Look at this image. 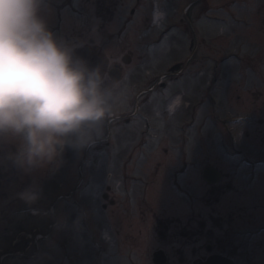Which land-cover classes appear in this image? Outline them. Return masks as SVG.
I'll list each match as a JSON object with an SVG mask.
<instances>
[{
    "label": "rangeland",
    "instance_id": "obj_1",
    "mask_svg": "<svg viewBox=\"0 0 264 264\" xmlns=\"http://www.w3.org/2000/svg\"><path fill=\"white\" fill-rule=\"evenodd\" d=\"M63 1L45 0L42 9L41 14L53 32L78 45L77 48L89 45L90 49L99 50L108 66L120 64L127 54L131 62L122 65L119 81L106 77L118 99L103 138L87 147L86 167L78 166L82 150L66 146L60 163L53 168V183H49L56 192L53 200L46 190L41 192L44 187L40 180L32 188L37 197L34 201L23 198L31 190L23 187V192L14 189L17 193L7 198L0 195V263L153 264L152 253L160 246L136 214H130V221H126L120 209V205L126 207L122 190L112 189L107 173L116 159L125 160L130 148L136 146L137 134L144 124L139 117L150 122L143 136L149 145L145 151L152 166L149 178L152 186L170 197L168 205L164 202L166 208L174 207L176 201L183 208L190 206L191 199L184 195L177 197L178 192L170 182L171 171L180 165L179 152L198 171L199 178L193 167H189L180 178V185L198 197L199 208L203 207L207 189L200 177L202 170L213 166L230 176V168L235 169L231 166L234 162L228 158L237 152L222 151L219 145L222 140L217 142V137L230 139L231 136L220 125H212V121L221 123L220 119L228 115L236 118L239 114V119L246 116L243 120L246 122L241 124L224 121L225 127H235V135L240 138L236 148L244 150L249 159L259 155L264 158V0H71L70 7H64ZM233 1L239 4L233 7ZM58 3L62 6L56 8L60 15L56 22L54 12ZM203 4L208 5L210 18L196 15ZM233 14L237 16L228 20ZM162 36H166L164 40L153 45ZM176 64L181 66L179 71L171 73L170 68ZM214 96L218 111L212 103ZM205 98L210 106L206 103L196 112ZM144 104V110L139 111ZM177 104L175 111L170 112V107ZM207 115L212 120L202 129ZM192 118L196 125L203 123L189 128L187 133V128L182 126ZM122 119L129 120V127L116 128ZM180 127L190 140L187 154L184 150L188 146L184 144L188 138L179 134ZM108 136L111 138L107 140ZM116 143L118 151L113 148ZM75 158L72 169L68 170ZM157 164L159 173L153 176ZM79 172L86 181L77 187ZM256 176L253 191L263 192L264 172ZM106 187L111 188L108 199L115 198L118 205H109L102 198ZM71 190L75 192L66 198ZM246 194L251 202L252 196ZM156 202L151 197L150 206L157 207ZM51 207L53 215L49 216ZM49 226H56L53 241L47 239ZM162 249L170 256L166 264H180L179 256H175L176 248L165 245Z\"/></svg>",
    "mask_w": 264,
    "mask_h": 264
},
{
    "label": "clouds",
    "instance_id": "obj_2",
    "mask_svg": "<svg viewBox=\"0 0 264 264\" xmlns=\"http://www.w3.org/2000/svg\"><path fill=\"white\" fill-rule=\"evenodd\" d=\"M44 6L0 0V145H15L8 158L25 172L54 168L66 146L80 150L103 138L118 99L106 72L51 30Z\"/></svg>",
    "mask_w": 264,
    "mask_h": 264
},
{
    "label": "flooded vegetation",
    "instance_id": "obj_3",
    "mask_svg": "<svg viewBox=\"0 0 264 264\" xmlns=\"http://www.w3.org/2000/svg\"><path fill=\"white\" fill-rule=\"evenodd\" d=\"M77 55L82 57L81 54ZM113 148L118 151L116 144ZM81 150L82 157H87V147ZM13 152L15 145H0L1 197L7 198L9 194L17 193L14 189L19 192L31 189L29 193L35 194L36 191L32 188L39 180L44 187L41 192L46 190L53 197L54 192L49 187V183H53V168L25 172L8 158L9 153ZM126 156L125 160L116 159L111 164L107 177L112 180L113 190H122V202L126 207L120 205V209L126 221H130V214H136L140 218V222L152 233V240L160 246L155 252L162 251L166 263L170 256L162 249L165 245L176 248L175 256H179L177 259L180 264H199L212 255L222 256L231 264H264V200L260 201L264 197H259L264 196L263 192L256 194L258 197L253 198L255 204L247 208L242 182H237L232 177H222L223 180L217 184L208 186L203 194V207L199 208L198 197L188 193L177 181V177L186 170V166H183L182 170L173 171L171 181L172 186L178 190L176 196L184 195L191 199L190 206L183 208L176 201L174 207L166 208L164 202L168 205L170 197L151 185L149 174L152 166L149 162H132V151L127 152ZM75 160L76 158L71 163L68 162V170L72 169ZM153 168V176H156L159 165ZM106 190L111 191L109 187ZM151 197L157 200V207L150 206ZM109 203L118 205L115 198L109 200ZM133 209L136 211L130 213Z\"/></svg>",
    "mask_w": 264,
    "mask_h": 264
},
{
    "label": "water",
    "instance_id": "obj_4",
    "mask_svg": "<svg viewBox=\"0 0 264 264\" xmlns=\"http://www.w3.org/2000/svg\"><path fill=\"white\" fill-rule=\"evenodd\" d=\"M178 67H174L172 70H175V69H177ZM215 263L214 264H220L219 262H217V261H215V260H213ZM207 264H211V263H207Z\"/></svg>",
    "mask_w": 264,
    "mask_h": 264
}]
</instances>
